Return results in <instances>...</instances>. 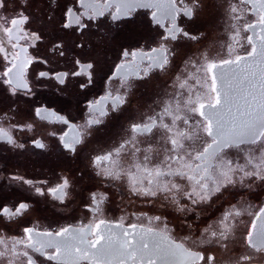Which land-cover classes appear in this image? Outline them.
<instances>
[{
    "label": "snow or ice",
    "instance_id": "obj_1",
    "mask_svg": "<svg viewBox=\"0 0 264 264\" xmlns=\"http://www.w3.org/2000/svg\"><path fill=\"white\" fill-rule=\"evenodd\" d=\"M71 3L73 7H63L62 29L73 28L83 35L89 27L84 22L85 16L90 21L104 15L97 9L95 0H71ZM7 4L8 0H0V9H6ZM28 6L25 0V11ZM137 8L152 9V21L161 25L164 19L168 26L159 47L151 49L155 55L148 56L147 70L132 73L135 80L125 78L122 91L110 94L115 113L129 106L132 92L138 86L135 81L147 82L154 73L166 74L171 70L178 48L184 42L199 43L210 38L208 31L193 32L190 27L203 14L214 11L227 34L226 43L221 44L223 52L215 57L203 53L201 58L184 57L182 70L171 78L174 91L164 93L167 101H156L159 111L151 105L146 111L137 110L138 117L129 118L123 136L91 149L96 154L90 153L89 166L97 177L107 182L109 189L117 183L123 184L130 194L160 210V214L148 216L139 211L129 218L126 212L124 216L108 219L102 208L110 199L108 190L93 192L85 203V211L89 213L86 223L55 231L24 227L19 237H7L0 231V264H79L80 261L90 264H264V206L252 212L251 205L229 202L214 222L205 220L202 228L197 225L200 230L195 239L175 237L168 213L163 211L170 207L173 212L183 214L186 222L188 212L197 207L212 208L226 192L238 186L264 187V0H122L111 19L127 16L128 23L136 25L137 21L131 17ZM54 13L55 9L49 20L54 19ZM248 13L254 19H249ZM17 15L18 18L7 21L6 34L10 35L13 27L30 19L23 13ZM70 19L75 23L70 24ZM32 36L37 41L42 39L36 32ZM101 39L106 41L108 37ZM170 44L173 46L169 47ZM122 55L136 53L124 51ZM30 62L25 60L17 65L12 61L11 67L0 73V84L8 86L6 91L16 95L21 89H27L26 94H30L22 79L23 68ZM83 63L89 73L98 66L91 60ZM217 70H220L222 87L217 85ZM208 74L210 87L205 79ZM38 75L49 77L44 71ZM59 82L63 84L64 79ZM4 119L7 117L0 116V121ZM102 124L101 120H86L71 140L61 136L62 147L78 156L91 144L93 130ZM21 128L30 130L31 125L13 123L4 127L0 123V141L23 149L25 145L13 135ZM33 143L45 148L40 141ZM123 160L129 162L127 166ZM10 179L28 185L39 195L50 192L60 200L68 198L73 187L68 176L59 177L56 186L48 189L43 187L47 181L36 182L19 175ZM30 210L27 202L11 207L0 204V224L11 226ZM243 216L249 219H241ZM197 219H200L198 215ZM143 221L152 226L145 227ZM185 226L189 230L193 228L191 223ZM212 246L227 250L229 260L225 262L213 255Z\"/></svg>",
    "mask_w": 264,
    "mask_h": 264
},
{
    "label": "flooded vegetation",
    "instance_id": "obj_2",
    "mask_svg": "<svg viewBox=\"0 0 264 264\" xmlns=\"http://www.w3.org/2000/svg\"><path fill=\"white\" fill-rule=\"evenodd\" d=\"M95 2L97 9L102 10L104 15L90 21L85 16L84 22L89 27L83 35L73 28H61L63 7H73L71 0H28L27 11L25 0H8L7 8L0 9V73L11 67L12 61L17 65L25 60L31 61L23 68L22 75L30 94H26L27 89H21L16 95H12L6 91V84H0V116L7 117L0 123L4 127L13 123L31 125L30 130L21 128L13 132L17 141L25 145L23 149L0 141V204L11 207L15 203L27 202L31 205L30 212L15 224H0V231L7 237H19L24 227L55 231L61 227H75L82 222L86 223L89 213L85 211V203L91 193L106 190L110 199L102 208L108 219L124 216L126 212L129 218L132 213L139 211L146 212L148 216L159 215L160 210L143 204L123 184L117 183L109 189L107 182L102 177H97L89 166L90 153L96 154L91 149L102 147L123 136L129 118L138 117L137 110L146 111L147 106L151 105L159 111L156 101H167L168 96L164 93L171 94L174 91L171 78L182 70L181 61L185 56L201 58L203 53L215 57L223 52L221 44L226 43L227 36L224 26L217 22L214 11L205 13L190 27L193 32L208 31L210 38L199 43L184 42L178 48L171 70L166 74L154 73L147 82L135 81L138 86L132 92L129 106L115 113L112 109V95L122 91L121 85L125 78L135 80L132 73L147 70L148 56L155 55L151 49L159 47L168 21L162 19L161 25L155 24L151 18L152 9L146 8H137L132 14L131 18L137 21L136 25L128 23L127 16L112 20L111 14H114L115 7L122 0ZM53 9L54 19L49 20L48 16L53 14ZM17 13L29 15L30 19L13 27L8 35L4 32L6 23L18 18ZM248 18L254 19L252 13H248ZM69 23L74 24L75 21L70 19ZM33 32L41 35L42 39L37 41L32 36ZM257 32L259 33V29ZM105 35L108 39L102 41L101 38ZM124 51L134 52L136 55L124 57ZM88 60L98 65L91 73L83 63ZM41 71L48 72L49 77H40L38 73ZM60 79H64L63 84L59 82ZM205 79L210 87V74ZM190 84L195 87L192 81ZM37 110H40L39 115L36 114ZM88 119L101 120L103 124L93 130L88 148L78 156L69 154L62 147L61 136L64 140H71L79 134L80 126ZM63 120L68 123H63ZM33 141L42 142L45 148L37 147ZM122 163L127 166L129 162L123 160ZM14 175L36 182L47 181L43 185L45 189L55 187L59 177L68 176L73 187L70 196L60 200L50 192L45 195L37 194L28 185L10 179ZM229 202L238 206L251 205L250 211L255 212L264 206V187L254 185L248 189L238 186L226 192L212 208L197 207L188 212L186 222L183 214L173 212L170 207L163 211L168 213L171 226L175 229V237L191 236L195 239L200 230L197 225L202 228L205 220L214 222L220 216L221 208L228 207ZM241 219L247 220L249 217L243 216ZM133 222H136L134 218ZM186 223L193 225L192 231L185 226ZM143 224L145 227L152 226L147 221H143ZM222 250L218 246H212V254L227 262L229 256L219 255ZM79 264L90 262L80 261Z\"/></svg>",
    "mask_w": 264,
    "mask_h": 264
},
{
    "label": "water",
    "instance_id": "obj_3",
    "mask_svg": "<svg viewBox=\"0 0 264 264\" xmlns=\"http://www.w3.org/2000/svg\"><path fill=\"white\" fill-rule=\"evenodd\" d=\"M226 71H229V69H225ZM216 74H217V77H218V87H222V85H223V82L219 79V76H220V70H217V72H216Z\"/></svg>",
    "mask_w": 264,
    "mask_h": 264
},
{
    "label": "rangeland",
    "instance_id": "obj_4",
    "mask_svg": "<svg viewBox=\"0 0 264 264\" xmlns=\"http://www.w3.org/2000/svg\"><path fill=\"white\" fill-rule=\"evenodd\" d=\"M192 229H193V228H192ZM192 229H191V231H192ZM219 255L222 256V257H228V256H229L227 250L219 251Z\"/></svg>",
    "mask_w": 264,
    "mask_h": 264
}]
</instances>
